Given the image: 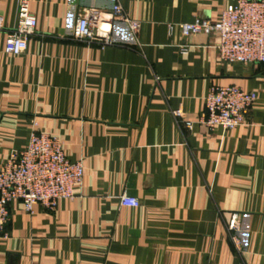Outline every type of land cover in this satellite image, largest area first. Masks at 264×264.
Instances as JSON below:
<instances>
[{
  "label": "crops",
  "instance_id": "1",
  "mask_svg": "<svg viewBox=\"0 0 264 264\" xmlns=\"http://www.w3.org/2000/svg\"><path fill=\"white\" fill-rule=\"evenodd\" d=\"M28 1L35 31L13 55L3 46L20 0H0V167L36 121L84 175L53 211L9 203L0 264H264V63L220 61L216 34L167 31L215 20L236 0H122L140 28L114 21L104 48L73 28L106 0ZM212 84L255 92L246 124L176 123L173 109L205 112ZM122 193L139 205H120ZM233 214L240 250L227 229Z\"/></svg>",
  "mask_w": 264,
  "mask_h": 264
},
{
  "label": "built area",
  "instance_id": "2",
  "mask_svg": "<svg viewBox=\"0 0 264 264\" xmlns=\"http://www.w3.org/2000/svg\"><path fill=\"white\" fill-rule=\"evenodd\" d=\"M108 9L87 8L78 14L73 28L76 39L99 43L101 48L112 44V23L120 21L132 34H137L140 21L128 16L122 0H106ZM15 28L6 35L3 51L18 55L26 50L27 38L36 27V17L30 11L29 1L20 0ZM2 20L0 18V28ZM168 34L178 31L183 37L196 34H216L218 59L226 63H264V0H236L227 5L215 20L194 17L187 22L168 23ZM181 53L187 52L181 47ZM256 94L240 86H209L204 98L205 112L197 118H188L181 109L171 114L179 125L191 129L197 123L208 130H230L247 122ZM84 175L82 161H70L63 150V143L42 130L32 121L27 144L11 151L0 167V239L7 238L6 226L10 219L8 205L19 200L25 212L31 213L35 204L53 211L59 199H72L74 186ZM119 204L136 207L135 196L122 193ZM233 246L241 249L238 236L240 225L233 214L227 224Z\"/></svg>",
  "mask_w": 264,
  "mask_h": 264
}]
</instances>
